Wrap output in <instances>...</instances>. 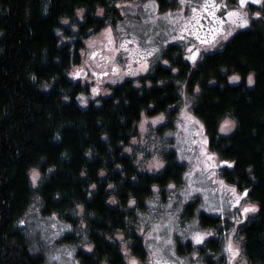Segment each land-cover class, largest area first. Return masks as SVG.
Masks as SVG:
<instances>
[{
  "label": "trees",
  "instance_id": "16d2710c",
  "mask_svg": "<svg viewBox=\"0 0 264 264\" xmlns=\"http://www.w3.org/2000/svg\"><path fill=\"white\" fill-rule=\"evenodd\" d=\"M153 1L160 10L175 7L174 0ZM113 3L0 0V264L42 263L30 254L20 223L34 202L42 216L71 226L64 241L76 244L79 228L86 244L76 250L77 264H127L126 255L146 264L143 236L135 233L139 215L155 190L164 200L167 186L182 185L184 167L168 143L163 165L152 173L139 169L126 149L142 118L164 119L158 136L171 130L183 100L203 129L207 150L222 164L220 177L241 193L247 189L245 200L256 206L237 236L241 258L264 264V2L253 11L260 16L196 64L171 45L138 84L108 87L82 109L77 98L88 95V86L72 81L70 72L81 63L85 40L121 19ZM224 120L234 125L227 135L219 133ZM32 171L41 177L35 189ZM182 216L216 235L197 248L176 239L175 255L196 252L200 264H224L217 235L230 225L197 212L196 201Z\"/></svg>",
  "mask_w": 264,
  "mask_h": 264
},
{
  "label": "rangeland",
  "instance_id": "374dc122",
  "mask_svg": "<svg viewBox=\"0 0 264 264\" xmlns=\"http://www.w3.org/2000/svg\"><path fill=\"white\" fill-rule=\"evenodd\" d=\"M113 2L121 19L114 24H107L99 33L85 40L81 63L70 72L72 81L88 86V95L77 98L82 109L86 108L90 100L95 102L106 94L108 87L124 80H132L138 84L139 78L147 75L159 63L161 52L171 45H177L181 49L186 62L196 64L201 56L215 51L229 32L246 27L239 24L237 17L230 19L226 12L240 9L250 21L255 18L253 11L258 10L264 0L261 3L246 0L243 8H240L239 0H184L183 3L181 0H174L175 7L166 10H160L159 4L153 0ZM206 3L207 11L203 8ZM213 3L221 6L213 9ZM193 8L197 9L195 13ZM213 11L215 15H209ZM68 29L75 32L73 25L68 26ZM57 36L61 43L67 42L61 32ZM194 52L196 59H189ZM113 68L116 70L113 71ZM76 72L79 75H74ZM93 89L96 91L93 92ZM163 121L162 118H142L137 125V137L126 149L139 169L152 173L163 165L161 153L168 143L176 154L177 162L184 167L182 185L167 186L163 190L166 196L164 200L155 197L158 194L155 190L153 197L146 202L148 211L139 215L140 224L135 233L143 236L148 254L146 264L201 263L196 252L181 258L175 255L173 247L177 238H186L187 242L197 248L205 237L216 235L211 230L199 229L195 217L183 219V208L191 201H196L197 212L218 216L230 225L223 234L217 235L221 239L223 263L247 264L241 258L237 232L255 214V211H242L245 206L252 204L245 200L244 192L241 193L220 177L218 166L222 164L207 150L203 129L191 114L185 100L179 106L173 128L158 136L156 130ZM224 121L219 127L221 135L231 133L234 128L232 122L228 131H221ZM33 172L29 173V182L35 189L41 177L35 172L37 179L33 182ZM29 212L23 218V232L30 254L40 256L41 264H77L76 250L86 244L79 228L74 230L76 244H70L64 241L72 233L68 223L55 215L42 216L37 202L31 205ZM195 233L206 235L197 243L193 240ZM229 244L233 249H239L235 256L229 251Z\"/></svg>",
  "mask_w": 264,
  "mask_h": 264
},
{
  "label": "snow or ice",
  "instance_id": "6c2138e0",
  "mask_svg": "<svg viewBox=\"0 0 264 264\" xmlns=\"http://www.w3.org/2000/svg\"><path fill=\"white\" fill-rule=\"evenodd\" d=\"M181 2L183 3L184 0H181ZM255 2H256V3H261V0H255ZM245 4H246V0H239L240 8H243ZM220 6H221V5H218V4H215V3L212 4V8H213V9H216V8H218V7H220ZM145 7H147V5H146ZM203 8H204L205 11H207V9H208L207 3L203 6ZM192 11L195 13V12L197 11V9H196V8H193ZM209 15L214 16V15H215V12H214V11H213V12H210ZM226 15H227L230 19H231L232 17H237V18H238V21H239V24H240L241 26H243V25H247V24L249 23V21H248V19H247V17H246V14L242 13V12L240 11V9H233V10H231V11H228V12H226ZM255 15H256V16H260L261 13H260V12H257V13H255ZM221 22H222V21H221ZM233 22L235 23L236 21H233ZM109 31H110V29H109ZM228 34H230V32H229ZM224 38H227V37L225 36ZM125 43H128V41H125ZM121 46L123 47V45H121ZM92 55H95V53H93ZM189 59L195 60V59H196V53L194 52V53L189 57ZM165 63H167V61H165ZM115 70H116V69L113 68V71H115ZM173 71H175V69H173ZM74 75H79V72L74 73ZM230 79H231V80H237V79H239V77H238V76H232V77H230ZM252 82H253V80H252V76L249 75L248 83L251 84ZM95 91H96V89H93V92H95ZM83 102H84V101L82 100V103H83ZM141 126H143V124H141ZM231 126H232V121H230V120H225L224 123L221 125V131H228L229 128H230ZM221 163H223V164H230L229 161H221ZM32 179H33V182H35L36 179H37V173H35V171L33 172ZM246 193H247V189H245V194H246ZM237 202H238V201H237ZM130 203H132V201H130ZM242 211H243L244 213H248V212H250V211L254 212V211H256V206H255V205H247V206H245V207L242 209ZM20 223L23 224L24 221H20ZM203 235H206V234L195 233V234L193 235V240H194L195 242L199 243V242L202 241V239H203ZM89 247H90V246H89ZM228 249H229V251L231 252L232 256H235V255L238 253V251H239V249H233L232 246H231V244L228 245ZM69 255H71V253H69ZM130 264H136V261H135V260H132V261L130 262Z\"/></svg>",
  "mask_w": 264,
  "mask_h": 264
},
{
  "label": "flooded vegetation",
  "instance_id": "af4514ba",
  "mask_svg": "<svg viewBox=\"0 0 264 264\" xmlns=\"http://www.w3.org/2000/svg\"><path fill=\"white\" fill-rule=\"evenodd\" d=\"M261 6H263V4L261 5ZM250 24V21H249V23L246 25V27L248 26ZM245 27V28H246ZM244 29V28H243ZM240 30H242V29H235L233 32H231L228 36H227V38L225 39V41L217 48V49H220L222 46H223V44L233 35V34H235V33H237V32H239ZM217 49H215V50H217ZM214 51V50H213ZM213 51H210V52H213ZM210 52H207V53H210ZM152 119H160V118H152ZM164 122V121H163ZM216 158V157H215ZM216 160H217V158H216ZM218 161V160H217ZM208 237H210V236H207V237H205L204 238V240L205 239H207ZM203 240V241H204ZM31 257V256H30ZM127 257H128V255H126V263L127 264H130V262L132 261V259H127ZM245 261V260H244ZM246 262V261H245Z\"/></svg>",
  "mask_w": 264,
  "mask_h": 264
}]
</instances>
